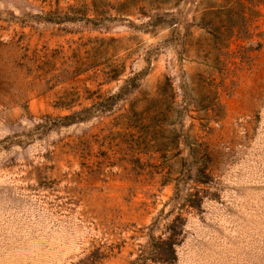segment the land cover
Masks as SVG:
<instances>
[{
  "label": "rangeland",
  "instance_id": "374dc122",
  "mask_svg": "<svg viewBox=\"0 0 264 264\" xmlns=\"http://www.w3.org/2000/svg\"><path fill=\"white\" fill-rule=\"evenodd\" d=\"M0 264H264V0H0Z\"/></svg>",
  "mask_w": 264,
  "mask_h": 264
},
{
  "label": "trees",
  "instance_id": "16d2710c",
  "mask_svg": "<svg viewBox=\"0 0 264 264\" xmlns=\"http://www.w3.org/2000/svg\"><path fill=\"white\" fill-rule=\"evenodd\" d=\"M72 118L74 119V118H76V116H73V117H67V118H65L64 120L67 121V120H71Z\"/></svg>",
  "mask_w": 264,
  "mask_h": 264
}]
</instances>
